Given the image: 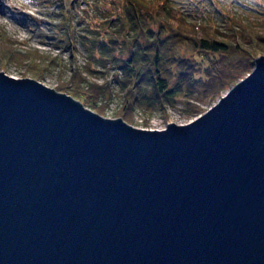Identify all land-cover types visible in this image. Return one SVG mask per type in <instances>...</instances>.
<instances>
[{
	"label": "water",
	"instance_id": "95a60500",
	"mask_svg": "<svg viewBox=\"0 0 264 264\" xmlns=\"http://www.w3.org/2000/svg\"><path fill=\"white\" fill-rule=\"evenodd\" d=\"M0 264H264V56L163 130L0 72Z\"/></svg>",
	"mask_w": 264,
	"mask_h": 264
},
{
	"label": "trees",
	"instance_id": "16d2710c",
	"mask_svg": "<svg viewBox=\"0 0 264 264\" xmlns=\"http://www.w3.org/2000/svg\"><path fill=\"white\" fill-rule=\"evenodd\" d=\"M216 1L218 0H191V4L195 2L196 15L187 17L182 15L184 11L180 9L181 7L174 5L171 0H124L114 17L106 20L107 30L103 35L105 44L102 42L96 45L95 40L88 41L90 37L97 36L94 30L90 35L80 34L79 39L85 43L84 48L88 55L86 69L91 64L108 66L110 63H116L117 58H120L117 67L120 71V91L115 96L121 104V112L119 114L115 112L114 115L117 114L124 121L131 123L129 117L134 108L156 107L153 105H158L160 98L168 99L169 104L177 102L185 108L188 106L194 110L196 105L192 104V99V102L190 100L194 95L193 86L207 85L206 92L209 97L214 96L221 90L220 82L227 81L230 84L231 80L247 69L244 63L240 61L238 64L235 58L234 67H229L224 74H221L222 64L234 58V54H220L227 49L219 40L211 38H218L215 30L218 31L219 20L223 18L222 23L228 33L232 37L241 39L239 41H243L247 36L242 32L245 26L241 21H250L239 18L238 8L232 12L234 0H221L223 4L231 5L228 8H225V5L221 8L215 7ZM259 17L261 12L257 18ZM257 18L254 21H257ZM69 19L68 15L62 17V29H67ZM259 20L264 22L262 19ZM3 36L8 40L7 43L15 48L13 51L0 49L1 58L3 57L7 64L11 61L15 62L16 57L23 59L24 50L15 52L21 44L0 32V38ZM254 37L256 34L251 36L252 39ZM263 37L258 35L257 40ZM248 41L251 39L249 38ZM258 45L260 48L253 49L252 44L249 48L251 50L243 55L245 59H249V62L254 58V54L264 52V44ZM190 50L194 51L193 55L186 56V52ZM47 59L42 66H39V63H42L39 59L31 61L30 68L27 69L32 72L44 70V67L54 61V58ZM207 71L213 80L211 84L208 82ZM39 76L41 77V74ZM82 79L80 71L75 69L69 76L68 85L61 89L89 109L103 114L106 97H109L108 88L92 83L84 88ZM100 98L104 99L100 100ZM98 101L104 103L97 104Z\"/></svg>",
	"mask_w": 264,
	"mask_h": 264
},
{
	"label": "rangeland",
	"instance_id": "374dc122",
	"mask_svg": "<svg viewBox=\"0 0 264 264\" xmlns=\"http://www.w3.org/2000/svg\"><path fill=\"white\" fill-rule=\"evenodd\" d=\"M123 2L124 0H0V32L23 45L16 48L15 52L25 51L22 53L23 59L16 57V63L11 61L7 64L2 59L3 57L1 58L0 56V72L15 79L30 78L57 93L69 95L61 88L68 85L70 74L73 70L77 69L83 77L84 85L82 87L87 88V84L92 83L97 86L107 87L109 92V97H106L107 101L103 114H99L77 101L84 108L104 118H120L117 114L114 115L115 112H118V114L121 112V104L116 97V93L120 91V71L117 68L120 58H117L116 63H110L108 66L106 64L105 66L91 64L88 68L89 71H87L88 69L85 66L88 55L84 48L85 43L81 42L79 37L81 33L90 35V32L95 31L97 36L90 37L88 41L95 40L96 45L102 42L105 44L103 35L105 30H107L106 20L114 17ZM171 2L177 7H181L180 9L184 11L182 15L187 17L196 15L195 2L193 4H191V0H171ZM216 2L217 4L214 3L215 7L221 8L225 5L221 0ZM190 5L191 8L189 9ZM229 6L231 5L227 4L225 8ZM232 7V12L238 8L239 18L250 21H241L243 22V26H245L242 29V32L247 35L245 39L239 41L241 39L235 36L232 37L222 23L223 18L219 20L218 31L215 30L216 37L218 38H211L216 41L219 40L227 49V51L220 54H234V58L222 64L221 74H224L229 67H234L235 62L233 61L235 58L238 64L241 61V63L247 66V69L242 71L238 77L231 80L230 84L227 81L220 82L221 90L214 96L209 97L208 92H206L208 90L206 89L208 88L207 85L204 87L199 84L193 86L195 88L192 90L194 95L190 100L192 99V104L196 105V109L194 110L188 106L185 108L177 102L176 104H169L168 99L160 98L158 105H153L156 107L146 109L134 108L131 112L132 115L129 117L131 123L124 122L132 127L146 130H163L166 128V124L169 123H173L174 125L187 124L212 107L219 98L227 93V90L233 84L249 73L252 68V61L249 62V59H245L243 55L248 50H251L249 48L252 47V44L254 46L253 49L260 48L258 44H264V37L259 41L257 40L258 35L259 37L264 36V26H261L264 22L262 23L259 20H264V0H234ZM260 12L261 17L257 18ZM66 15L70 19L69 26L64 30L61 26V20ZM256 18L257 21H254ZM254 34H256V37L252 39L251 36H254ZM4 38V36L0 38V49L5 51L6 48L13 51L15 46L8 44V40ZM249 38L251 41H248ZM193 53L194 51L190 50L185 55H193ZM117 55V52H115V56ZM254 55V58L259 55L264 56V52L261 51ZM48 57L54 58V61L44 67L45 71L42 69L39 72H32L27 69L30 68L29 62L39 59L42 62L39 63V66H42L48 60ZM38 68L40 69V67ZM40 74L41 77L39 76ZM207 76L209 78L208 82L211 84L213 80L210 78L211 74L209 75L208 71ZM170 83L172 84L173 82ZM105 95L107 94L105 93ZM71 98L74 99L73 97ZM102 99L104 98H100V100ZM99 102L101 103L102 101H98L97 104Z\"/></svg>",
	"mask_w": 264,
	"mask_h": 264
}]
</instances>
